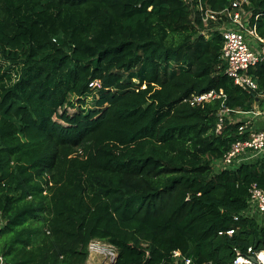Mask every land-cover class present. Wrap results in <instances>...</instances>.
Instances as JSON below:
<instances>
[{
  "label": "trees",
  "instance_id": "obj_1",
  "mask_svg": "<svg viewBox=\"0 0 264 264\" xmlns=\"http://www.w3.org/2000/svg\"><path fill=\"white\" fill-rule=\"evenodd\" d=\"M235 1L264 38V0H0L4 264H86L94 240L116 248L113 264L264 251V217L246 214L264 155L215 164L264 129L241 134L237 114L264 111V63L249 70L258 89L236 85L227 20L206 19ZM210 91L224 97L192 105Z\"/></svg>",
  "mask_w": 264,
  "mask_h": 264
},
{
  "label": "built area",
  "instance_id": "obj_2",
  "mask_svg": "<svg viewBox=\"0 0 264 264\" xmlns=\"http://www.w3.org/2000/svg\"><path fill=\"white\" fill-rule=\"evenodd\" d=\"M241 6V1H235L230 9L222 13L207 10L206 19L212 21L227 20L226 24L219 28L224 40L222 59L227 64L226 73L233 79L236 85L256 90L258 89V84L249 74V70L264 63V38L258 35L256 26L250 25V14L243 13ZM221 97H224L222 91L219 94L215 91H210L193 97L191 103L192 105L200 104ZM230 113L229 109H222L219 114L218 131L221 129L225 117L229 116ZM237 114L245 118H248V116L264 118V111L259 109H255L251 113L237 112ZM249 127L250 121L241 127V134H244ZM263 155L264 129H252L246 140L237 141L224 155L223 159L217 161L218 165H216V168L218 170L234 169L241 164L252 162ZM249 203L250 207L246 212L247 215H260L264 217V189L260 188L257 184H254L250 189ZM229 233L232 234L233 231ZM104 244L98 240L92 241L89 245V252H95L104 256L108 260V264L115 263L118 256L116 248ZM249 254H251L249 257L238 255L235 264H264V251L254 253L250 249ZM173 257L180 258L181 254L174 252ZM184 262L185 264H190L191 260L184 258ZM0 264H4V259L1 255Z\"/></svg>",
  "mask_w": 264,
  "mask_h": 264
},
{
  "label": "rangeland",
  "instance_id": "obj_3",
  "mask_svg": "<svg viewBox=\"0 0 264 264\" xmlns=\"http://www.w3.org/2000/svg\"><path fill=\"white\" fill-rule=\"evenodd\" d=\"M72 101L73 100L71 99L63 108H61L60 113L66 114L67 116H72L76 112V110L70 106ZM247 120L250 119L247 118ZM216 165H218V162H216ZM86 264H108V260H106L104 256L90 251L89 259Z\"/></svg>",
  "mask_w": 264,
  "mask_h": 264
},
{
  "label": "crops",
  "instance_id": "obj_4",
  "mask_svg": "<svg viewBox=\"0 0 264 264\" xmlns=\"http://www.w3.org/2000/svg\"><path fill=\"white\" fill-rule=\"evenodd\" d=\"M249 119L248 121H250V126H252L253 128H257V123L259 122V120H263V117L261 118H254V117H250L249 116Z\"/></svg>",
  "mask_w": 264,
  "mask_h": 264
},
{
  "label": "water",
  "instance_id": "obj_5",
  "mask_svg": "<svg viewBox=\"0 0 264 264\" xmlns=\"http://www.w3.org/2000/svg\"><path fill=\"white\" fill-rule=\"evenodd\" d=\"M254 261H256L255 259H254ZM175 264V263H174Z\"/></svg>",
  "mask_w": 264,
  "mask_h": 264
},
{
  "label": "clouds",
  "instance_id": "obj_6",
  "mask_svg": "<svg viewBox=\"0 0 264 264\" xmlns=\"http://www.w3.org/2000/svg\"><path fill=\"white\" fill-rule=\"evenodd\" d=\"M104 243V242H103ZM106 244V243H105Z\"/></svg>",
  "mask_w": 264,
  "mask_h": 264
}]
</instances>
